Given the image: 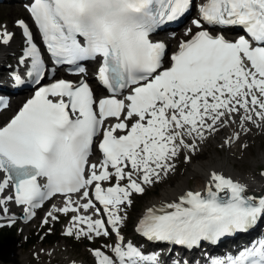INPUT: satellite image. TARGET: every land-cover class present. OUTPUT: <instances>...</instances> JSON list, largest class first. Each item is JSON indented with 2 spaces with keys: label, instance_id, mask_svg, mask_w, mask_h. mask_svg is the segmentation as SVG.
<instances>
[{
  "label": "snow or ice",
  "instance_id": "6c2138e0",
  "mask_svg": "<svg viewBox=\"0 0 264 264\" xmlns=\"http://www.w3.org/2000/svg\"><path fill=\"white\" fill-rule=\"evenodd\" d=\"M192 6L193 0H33L29 14L55 62L99 59L97 78L110 95L97 99L83 80L60 79L39 87L0 127V213L8 214L7 205L14 203L27 222L59 194L63 206H53L42 224L58 221L54 213H75L66 236L91 240L115 233L116 242L103 246L112 255L92 250L95 264H159L157 254L146 255L120 234L132 194H143V185L173 171L181 150L194 152L197 140L231 124L243 131L248 123L264 124V0H206L192 21L196 29H203V21L239 27L246 35L232 42L188 29L190 38L167 57L166 45L150 37ZM16 26L28 44L19 63L31 61L27 75L40 85L46 72L41 53L25 21ZM12 39L0 26V44ZM12 79L23 83L15 73ZM110 118L116 122L106 124ZM101 135L102 159L89 163L94 138ZM239 138L234 132L225 144ZM261 219L264 196L248 195L245 185L213 172L204 193L187 191L178 202L147 209L136 232L149 241L192 248L246 233ZM14 222L11 217L9 226ZM210 264H264V240Z\"/></svg>",
  "mask_w": 264,
  "mask_h": 264
},
{
  "label": "bare ground",
  "instance_id": "6f19581e",
  "mask_svg": "<svg viewBox=\"0 0 264 264\" xmlns=\"http://www.w3.org/2000/svg\"><path fill=\"white\" fill-rule=\"evenodd\" d=\"M27 0H22L25 3ZM10 13L12 14H19L22 15L23 7L21 5H10L6 7ZM27 16L22 15L20 19H26ZM18 20H15V22ZM193 20H186L183 25L178 29L177 32H172V34L168 38H164L166 43L168 44V48L174 51L176 49V45L180 38H186L189 36L185 35L186 30L191 29L192 31L196 29V27L192 24ZM10 22L6 21L0 26H6L7 31L13 33V39L9 42L8 45L0 44V87H4L8 84H12L11 82V74L15 73L17 75H21L22 73L19 72L20 67L22 64L19 63L20 60L15 59L16 53L13 49L12 44L16 41L15 34H19V30L16 26H10ZM234 38V37H233ZM10 63L11 65H8ZM14 64V65H13ZM52 74L49 73V75ZM64 75L60 73L58 77L64 78ZM92 77V75H91ZM40 84V86H42ZM35 88V89H38ZM26 96H23V98ZM18 97L11 98V104L9 106V110L13 112L14 107L18 103ZM7 112V111H6ZM3 112L1 115H3ZM13 115V113H12ZM11 115V116H12ZM11 116L5 121L7 123ZM237 119H239L237 117ZM115 123L116 121L113 120ZM131 123V122H129ZM259 124V121L257 122ZM263 125V124H262ZM256 126L251 123L246 124L247 131H243L239 128L238 124H231L230 126L222 128L220 131L216 132L212 135H207V138L203 141H196V150L194 152L189 151L187 149H182L180 154L174 160V170L169 172L166 176H162L160 178L161 181L164 182V186L160 188L159 195L157 198L153 200H148L143 208L140 210V214L136 218V222L138 219L143 216L147 209L149 208H159L166 203L178 202L179 197L186 193L187 191H199L201 193L205 192L206 185L209 182L210 175L213 172L223 175L226 178L232 179L234 182L241 183L246 186L247 194L256 196L257 198L264 196V175L260 173H264V148H262V144L264 143V127ZM234 132H240V138L230 145L225 144V139L232 136ZM191 143L192 141L189 140ZM256 142L257 147L255 151L252 152L250 149L246 150V146L248 144H252ZM225 151V152H224ZM213 152V155L210 153ZM221 152H224L221 154ZM209 154V155H208ZM204 155H207L205 160H200ZM185 156L189 157L188 162H186V169L183 170L179 167V160L184 159ZM90 163H95L90 160ZM236 167H240L243 170L244 174H239L235 172L234 169ZM196 181V185L191 187V181ZM104 187H107L104 185ZM145 189L148 188L147 185H143ZM11 190H7L6 194H10ZM78 194L73 196V199H77ZM64 199L54 201L51 206L44 212L43 218L46 217V214L55 207H62ZM84 201H81L83 203ZM9 212L13 211L12 214L19 216L22 213L21 208H16L14 203H9L8 205ZM55 215H61V213H54ZM71 216L75 215V213H70ZM92 214V210H89V213ZM10 214H2L0 213V217H6ZM63 215V214H62ZM50 219V218H49ZM129 220V216L124 221L123 225H126L127 221ZM9 220L5 219L4 221L0 220V224H5ZM32 222V221H31ZM23 225L22 222V229L25 230V233L29 232V225ZM263 224V219L260 220L256 226L253 228H257ZM122 225V226H123ZM66 229V228H65ZM120 233L124 236V230L121 228ZM249 234H246L245 237H248ZM251 236L250 238L258 237ZM95 238V237H93ZM125 242H131L135 244L138 240L135 238L134 240H130L128 237L124 236ZM248 241V240H247ZM246 241V242H247ZM245 242V243H246ZM140 245V244H138ZM250 247V245L243 246L242 248ZM38 251V250H37ZM64 252L67 253L68 249L64 248ZM36 253V252H34ZM153 254V250L151 253ZM39 255L42 258H46L50 256V258H55V252L51 250L47 251H39ZM3 257V259H1ZM9 259L10 262L14 264H36L33 262L32 255H28L26 258L21 254L10 252L4 253V255L0 256V264L3 260ZM95 259V258H94ZM6 261V260H5ZM64 264H84L83 261H79L74 263L73 261L65 262ZM196 264V262L194 263Z\"/></svg>",
  "mask_w": 264,
  "mask_h": 264
},
{
  "label": "rangeland",
  "instance_id": "374dc122",
  "mask_svg": "<svg viewBox=\"0 0 264 264\" xmlns=\"http://www.w3.org/2000/svg\"><path fill=\"white\" fill-rule=\"evenodd\" d=\"M10 5L8 3L0 5V25L6 21H9L11 23L10 26H14V21L20 19L22 15H25L24 10H22V15H19L18 13L17 14L10 13V11L6 8L7 6ZM15 37H16V41L19 42L13 43L12 46L16 53L15 59H18L19 50H20L19 47L20 36L18 33H16ZM8 65L11 64L8 63ZM21 100L16 104V106L13 109H15L19 105ZM11 114H12L11 111H7L3 115H0V125H2L11 116ZM262 126L264 127V124ZM256 147H257L256 142H253L252 144H248L246 146V150L250 149L252 152H254ZM261 147L264 148V143L262 144ZM224 152H221V154ZM210 155H213V152H211ZM206 158L207 155H204L198 161L205 160ZM179 167H181L183 170L186 169V162L184 161V159L179 160ZM241 170L243 169L240 167H236V169H234L235 172H238L239 174H244V172H242ZM106 185L109 186L108 184ZM195 185H196V181L192 180L191 187H194ZM147 186L148 188L145 189L143 194H137V193L132 194L131 206L126 207L122 212V215H126V218L129 216V220L127 221L126 225L121 226V228L124 230V236L128 237L130 240L135 239L133 229L136 223V218L140 214L139 213L140 210L143 208V206L148 200H153L158 197L160 188L164 186V182L159 180L158 183H154L151 186L149 185ZM52 203L53 202H51L47 207H45L41 211L37 212L35 219L30 223L28 227L29 228L28 233L27 232L25 233V230L22 229V225L18 221L12 227H10V228H15L17 239L14 242L15 244L12 247H9L5 249L3 252H1L0 256L4 255V253L10 254V252H15L21 254L22 256H24V258H26L28 255H32L34 259L33 262L36 264H64L65 262H70V261H73L74 263L83 261L84 264H95V259L94 256L92 255V250L100 249L101 251L104 252L110 250V248L103 246L114 244L113 235H111L108 238L100 237V238H93L91 240L85 237H81L77 239L75 238V236L73 237L66 236L64 232H65V228L69 226L71 214H69L68 216L62 214L58 215L59 217L58 221H52L51 219H49L48 224L46 225L42 224V221L44 219L43 218L44 212L51 206ZM35 237H38V239H36L37 242L35 240ZM43 237L44 240H41L43 239ZM24 243H28V244H24ZM80 243H83V246H81ZM64 248L68 249L67 253L64 252ZM47 250H51L55 252V258H50V256H47L46 258H42V256L39 255V251H47ZM1 259H3V257ZM5 260H3L1 264H14L10 262L9 259H5Z\"/></svg>",
  "mask_w": 264,
  "mask_h": 264
},
{
  "label": "trees",
  "instance_id": "16d2710c",
  "mask_svg": "<svg viewBox=\"0 0 264 264\" xmlns=\"http://www.w3.org/2000/svg\"><path fill=\"white\" fill-rule=\"evenodd\" d=\"M16 239L17 236L15 229L0 230V253L9 247H12L15 244L14 242ZM36 239H38V237H35V240Z\"/></svg>",
  "mask_w": 264,
  "mask_h": 264
}]
</instances>
